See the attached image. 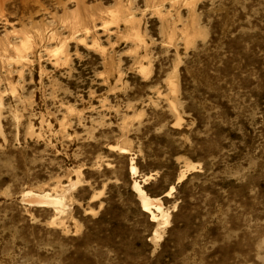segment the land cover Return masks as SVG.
<instances>
[{"label":"rangeland","instance_id":"1","mask_svg":"<svg viewBox=\"0 0 264 264\" xmlns=\"http://www.w3.org/2000/svg\"><path fill=\"white\" fill-rule=\"evenodd\" d=\"M0 125V264H264V0H0Z\"/></svg>","mask_w":264,"mask_h":264},{"label":"bare ground","instance_id":"2","mask_svg":"<svg viewBox=\"0 0 264 264\" xmlns=\"http://www.w3.org/2000/svg\"><path fill=\"white\" fill-rule=\"evenodd\" d=\"M170 2H171V4H175L177 2V0H170ZM114 18H116V15H114ZM38 36H40V38H41V34H39ZM10 45L11 44H9L7 47L3 46V48H1L2 49L1 56H3L4 53L8 52V50H13V52L15 53V57H14L15 61H28L26 54L32 49V41L30 40V38L23 37V38H21V41L19 44L12 45L11 47H10ZM62 47L63 46L58 47V49H55L52 53H54L55 55H58L60 53ZM112 149L113 150H119L123 153H126V149H123V148L112 147ZM197 167H198V164L187 163L185 166V169L182 170V172L180 173V175L177 179V185L180 183H183L186 180L187 173L196 171ZM130 171H131V174L134 177V179H136V178L138 179L140 177V173L138 171V168L135 166L134 162H131ZM152 179H153L152 175H148V176H145L142 178L144 184H148ZM134 182H135L134 183V190L137 192L139 198L141 199L142 210L144 212H146L150 216L151 221L153 223L158 224L159 227L163 226V225L164 226L169 225L170 224V218H171L170 214H169V212L163 210L161 204H162L163 198H171L172 197L173 193L176 191V186H172L165 194H163L162 197L151 198L150 196H148V194L146 193V191L144 190V188L140 182H138L137 180ZM80 183H82V182H80ZM25 197L28 198L30 204L36 205L38 207H47V208H53L56 210L63 208V202H62L61 198L58 197V198L53 199V198H51L49 193H44V195H39V194L34 193L33 191H28L25 193ZM157 231H158V229H157Z\"/></svg>","mask_w":264,"mask_h":264},{"label":"water","instance_id":"3","mask_svg":"<svg viewBox=\"0 0 264 264\" xmlns=\"http://www.w3.org/2000/svg\"><path fill=\"white\" fill-rule=\"evenodd\" d=\"M162 197V196H161Z\"/></svg>","mask_w":264,"mask_h":264}]
</instances>
